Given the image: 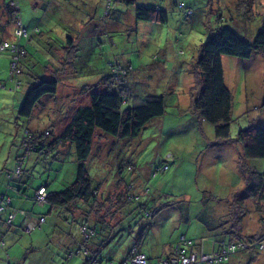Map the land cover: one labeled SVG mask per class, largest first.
<instances>
[{
    "label": "rangeland",
    "instance_id": "rangeland-1",
    "mask_svg": "<svg viewBox=\"0 0 264 264\" xmlns=\"http://www.w3.org/2000/svg\"><path fill=\"white\" fill-rule=\"evenodd\" d=\"M10 1L0 0L1 26L8 23L9 8L16 7ZM16 1V14L24 27L29 32L37 27L38 32L31 35L29 42L23 41L27 54L21 63L22 73L18 75L19 87L15 80L9 79L10 52L0 51V80L6 86L0 89V191L3 185V193L7 191L2 181L6 170L12 168L15 157L23 152L24 129H44L52 124L53 115L48 109H42L40 103L30 118L18 114L26 90L34 83L30 74L49 78L45 73L47 62L56 58L57 51L67 57L68 38H72L75 51H72L71 65L63 64L57 66V72L54 70L59 81L70 79L79 89L85 84L92 85L100 80L98 75L110 72L108 66L113 62L128 70L123 107L148 96L164 98V114L145 124L138 136L116 139L96 132L87 163L92 186L99 184L102 192L122 190L123 187L113 188L120 176L133 184V194L148 189L143 200H147L148 207H159V210L152 219L153 225L145 232L141 242L143 250L158 258L172 249L180 235L196 239L202 231L215 226V230L204 235L209 244L212 235L220 233L219 224L230 219L226 227L232 226L234 222L228 215L226 200L244 187L238 172L241 149L232 144L208 146L214 140L213 126L198 122L190 107L197 85L195 61L200 45L219 26H227L252 41L261 26L264 0H135V4L166 10V23L136 20L134 6L120 0ZM179 3L190 9L191 14L186 16L178 8ZM7 4L9 8L4 6ZM12 30H1L0 37L11 39ZM222 65L233 103L230 137L235 138L241 128L264 126V58L259 52L247 59L223 55ZM71 95L80 96L76 90ZM87 97L85 93L75 102L85 104ZM64 101L66 105L63 103L59 115L67 120L74 108L67 105L69 97ZM128 164L132 169H128ZM164 165L167 168L163 169ZM247 165L250 170L263 172L264 158L249 159ZM76 167L73 146L53 150L47 156L32 153L24 162L21 181L14 185L21 182L28 194L45 183L49 190L60 191L74 180ZM155 169L157 172L152 174ZM8 191L7 195L12 198V190ZM104 203L106 206L101 212L107 209L108 201ZM245 204L248 214L239 223L240 230L249 235L264 232L262 215L256 212L254 203L247 200ZM135 206L133 203L129 207H133L130 213L123 212L125 219L116 229L117 236L101 249V264L121 259L134 242L136 232L144 227L145 221ZM32 208L34 212L47 211L46 205L39 208L32 204ZM90 215L89 222H92L94 215ZM46 216L40 229L28 233L18 227L8 232L2 224L5 212H0V234L5 244L0 248V264L83 263L81 254L67 258L61 244L68 238L66 248L77 250L81 239L80 217L68 215L59 220L54 213ZM95 231L90 244L104 239L106 230L98 226ZM252 257L250 252L240 253L224 264H248ZM249 264H264V249L257 251Z\"/></svg>",
    "mask_w": 264,
    "mask_h": 264
},
{
    "label": "trees",
    "instance_id": "trees-1",
    "mask_svg": "<svg viewBox=\"0 0 264 264\" xmlns=\"http://www.w3.org/2000/svg\"><path fill=\"white\" fill-rule=\"evenodd\" d=\"M11 1L15 2L16 7L15 9L12 8V11L8 7V4L4 5L6 8H9L7 12L8 23L2 26L0 25V31L5 30V28L10 31L13 28L11 31L13 37L11 39L8 36L7 38L0 37V51L10 52L9 79L12 81L15 80L16 87H19L20 81H18V75L22 73L21 63L27 54L26 45L23 44V41L29 42L31 35L38 32V28L33 27L29 32L16 14V11H18V2L16 0ZM120 1L134 6L136 20L156 21L160 23H166L168 21V13L164 9L135 4V0ZM177 6L183 10L186 16L191 14V10L184 7L183 3H179ZM10 12H13V14L11 15ZM9 17L12 20L9 21ZM19 29H22L24 32L21 36L16 34V31ZM68 40L70 41L66 47L68 56H65L63 61L65 65L66 63H71L73 59L72 51H75V45L72 44L71 38H68ZM5 43L16 46V51H13L10 46L3 47ZM254 52H259L264 58V15L260 29L252 41L246 40L227 26H219L200 45L195 61L197 85L194 88L195 94L190 105L192 113L198 122L205 121L213 126L214 140L209 142V147L213 148L227 144L240 147L238 172L244 182V187L234 192L231 199L226 200L228 204V215L232 218L231 220L234 224L232 223V226L227 228L226 225L229 226L230 222V219H227L218 225L223 231L224 239L216 240L217 246L213 250L231 243H243L246 247L230 253L225 260L211 264H224L227 261H231L234 255L245 252L252 253L253 257L249 260L252 262L256 257L257 251L263 250L264 247V232L256 233V235L244 234L240 230L239 224L248 214V209H246L245 204L247 200L254 203L256 212L262 215V223L264 224V171L258 172L250 170L247 165L249 159L264 158V126L249 125L246 128H241L235 138L230 137V129L233 122V103L231 92L224 81L222 65L223 55L247 59ZM109 65L110 72L106 75L104 74L97 83L92 85L85 84L82 85V88L80 87L82 92L88 94V102L78 105L68 115L66 124L60 127L57 125L58 123L54 124L52 121V124L44 129H24L21 138L23 152L15 157L12 168L6 170L5 175L6 188L8 190H15L14 192L16 194H25L27 188L21 186V182L18 186L14 185L22 179L25 160L32 153H36L40 157L47 156L53 150L61 151L64 146H73L77 161L74 180L60 191L49 190L46 183L34 189L29 196L34 205H37L39 208L44 205L47 206L46 212H39L35 215L24 209L15 208L11 202L12 198L7 195V192H1L0 200H8L7 205L5 203L4 211H2L5 212V217L2 222L10 227L16 215L19 214L22 217V229L29 233L34 229L31 231L24 229L28 221L38 222L39 218L42 217L44 221L39 225L38 229H40L47 219L46 215H52V213L59 220L61 218L66 219L65 217H68V215L73 218L80 217L81 239L77 243L78 247L75 252L69 250L70 248L67 246V258H71L74 254H81L84 257L82 264H101L102 259L99 257L101 249L112 238L117 236L116 229L120 227L125 219L123 212L126 210L130 213L133 207L130 209L129 207L135 203L136 206L134 209L138 210V214L144 219L145 225L136 232L135 240L128 248L126 254L117 262L109 260V263L106 262V264H127L133 255V248H136V252L143 254L148 261L156 262L173 253V249L179 243L181 236H184L186 240L192 241L191 248H187L188 251L197 250L199 246L197 244L198 239L187 238L183 234L180 235L169 254L158 258L156 261H151L140 249V243L143 240L144 234L151 227L152 219L159 210V207H148L146 205L147 200H143L144 193H147L148 189H142L139 193L133 194V184L125 182L121 176L113 184V188L118 189L123 187V189L117 190L114 193L109 192V189L102 192L99 184L96 187L92 186V177L88 172L87 163L92 154L95 133L99 131L103 135L116 139L134 138L139 135L145 124L155 117L162 116L165 111L163 96H148L132 106L123 107L127 96L125 76L128 70L113 62ZM30 76L34 79V83L26 90L18 109L19 116L23 118H30L37 104L40 103L41 108L44 109L45 105H47L46 102L49 101L51 103V99L55 100L59 96L57 91L61 80L59 81L57 79L56 72L50 78L33 74H30ZM5 87L4 82L0 80V89ZM43 97L50 100L44 102ZM61 102L62 104L66 103L65 101ZM65 115L67 116V114ZM54 117L53 119L57 118ZM58 118H61L60 115H58ZM127 167L128 169H132L130 164ZM117 170H120V167ZM161 170L162 168L159 169V171ZM155 172H157L156 169L152 171V174ZM40 188H44V202L37 200V192ZM105 201H108L107 209L101 212L104 206H106ZM77 211L81 213H76ZM9 213H14V217L8 223L7 218ZM91 213L94 215V218L92 217V222H89ZM98 226L101 230H106L104 233L102 232L104 239L100 240L97 244H90L89 240L96 234L95 229ZM215 229V226L214 228L208 227L209 231ZM3 246L4 242L0 240V248ZM70 253H72L71 257L69 256Z\"/></svg>",
    "mask_w": 264,
    "mask_h": 264
},
{
    "label": "crops",
    "instance_id": "crops-1",
    "mask_svg": "<svg viewBox=\"0 0 264 264\" xmlns=\"http://www.w3.org/2000/svg\"><path fill=\"white\" fill-rule=\"evenodd\" d=\"M38 4V3H37ZM71 40H73L72 38H71ZM75 42V41H74ZM70 43V41L68 40V44ZM60 53V54H59ZM63 61H64V54H63V52H60V51H57V55H56V58H52L51 59V61H49V62H47V68H46V71H45V73L48 75L47 77H51V76H53L54 75V73H55V69L57 68V66H61V65H63ZM1 62V61H0ZM68 65H71V63H66V66H68ZM58 70L56 69V72H57ZM100 76V77H99ZM97 77H99L100 79L102 78V76L101 75H98ZM69 81H67V80H65V81H60V84H59V87H58V91H57V94H59V96H58V98L56 99L57 100V102L54 100V99H51V103L48 101V100H50V99H48V98H46V97H43L42 99H44V102L45 101H48V102H46V104L47 105H45V107H44V109H48L50 112H51V115H53V117L54 118H56V119H53L52 121H53V123L55 124V123H58L57 125H59L60 127L61 126H63L64 124H66V122L68 121V119L67 120H63V118L61 117L60 119L58 118V115L60 114V110L63 108V104H62V102H60L59 101V97H61L60 99H64V100H66L67 99V97H69V101H67V105L70 107V109L71 108H74V109H76V107L78 106V105H80V104H78L77 102H75V99L76 98H80V96H82L83 94H85L84 92H82L78 87L76 88L75 86H74V84H73V81H70V79H68ZM99 81V80H98ZM97 81V82H98ZM63 82H65V83H63ZM96 82V83H97ZM62 83H63V85H62ZM60 87L62 88V91H60ZM76 90V92H78V94L80 95L79 97H73L71 94L74 92ZM60 92H62V93H60ZM88 99H89V96L87 97ZM63 100V101H64ZM66 104V103H65ZM51 107H50V106ZM75 106V107H74ZM74 111V110H73ZM62 122H63V124H62ZM34 128H36V127H34ZM3 181V183L5 184V186H6V176H5V179H3L2 180ZM2 190L0 191V193L1 192H3L5 189H4V185L2 186ZM7 189V188H6ZM9 190H11V189H9ZM15 190H12L11 191V193L10 194H12L11 196H13L12 197V200H11V202H12V204L14 205V207L15 208H18V209H24V210H26V211H29L30 213H34V215L35 214H38L39 212H34L33 211V208H32V204L34 205V203L32 202V200H31V197H29L31 194H28V192L26 191L25 192V194H16L15 192H14ZM17 191V190H16ZM7 193H9L10 191H8V189H7V191H6ZM15 204H16V206H15ZM31 204V205H30ZM34 206H36L37 207V205H34ZM227 210H228V207H227ZM4 222H2V224H3ZM22 217L18 214V215H16V217L14 218V220H13V224H12V226H7V225H5V224H3V226L4 227H7L9 230H8V232L10 231V230H13V228H22ZM152 225H153V223H152ZM151 225V226H152ZM151 228V227H150ZM210 228H212V227H210ZM23 230V229H22ZM149 230V229H148ZM147 230V231H148ZM207 231H209V230H205V231H202L201 232V234L203 235H201L200 234V236H198V237H196V239H198L197 240V244H199V246H198V248H197V250H200V249H202L204 252H209V251H211V250H213L214 248H216V246H217V244H216V240H218V239H224V237H223V231L222 230H220V233L218 234V236L217 235H212V237H213V239L211 240V241H209V244H208V240H206V236H204V235H206V232ZM145 235V234H144ZM223 237V238H222ZM144 238V237H143ZM191 238V237H190ZM0 240L1 241H3L4 242V240H3V238H2V235L0 234ZM64 241L65 242H63V243H61L62 244V246H63V248L66 250V244L69 242V239L68 238H64ZM143 241V240H142ZM174 245V244H173ZM4 246H5V244H4ZM3 246V247H4ZM140 249H141V251L142 252H144L148 257H149V259L151 260V261H154V259L156 258V260L158 259V258H160V257H162L163 255L162 254H160V256L157 258V257H154V256H149V254L148 253H146L144 250H143V248L141 247V243H140ZM263 249H264V247H263ZM172 250V249H171ZM171 250L167 253V254H169L170 252H171ZM166 254V255H167ZM1 260V259H0Z\"/></svg>",
    "mask_w": 264,
    "mask_h": 264
},
{
    "label": "built area",
    "instance_id": "built-area-1",
    "mask_svg": "<svg viewBox=\"0 0 264 264\" xmlns=\"http://www.w3.org/2000/svg\"><path fill=\"white\" fill-rule=\"evenodd\" d=\"M18 36L24 34L22 29L16 31ZM16 51V46L9 45L5 43L3 47H9ZM2 47V48H3ZM15 64V63H14ZM166 166L163 167L165 169ZM45 192L44 188H40L37 192V200L39 202H44ZM5 203L7 205L8 200L3 201L0 200V212L4 211ZM14 217V213H9L7 222L9 223ZM44 221L42 217L39 218L37 221H28L25 224L24 229L26 231H31L35 228H39V225ZM192 241L186 240L184 236H181L179 239V243L174 247L173 253L166 258L159 259L156 262H150L147 258L138 252H136V248L132 249V257L127 264H211L217 263L222 260H225L230 253H233L237 249L246 247L243 243H231L225 246H222L219 249L211 250L209 252H204L202 249L200 250H187V248H191ZM72 256V253L69 254Z\"/></svg>",
    "mask_w": 264,
    "mask_h": 264
}]
</instances>
